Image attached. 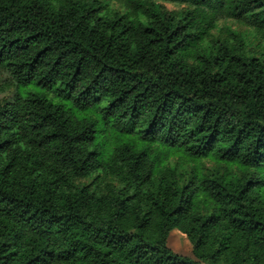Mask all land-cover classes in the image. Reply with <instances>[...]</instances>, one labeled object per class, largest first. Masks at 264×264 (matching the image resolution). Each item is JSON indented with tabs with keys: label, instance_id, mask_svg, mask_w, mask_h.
I'll list each match as a JSON object with an SVG mask.
<instances>
[{
	"label": "trees",
	"instance_id": "obj_1",
	"mask_svg": "<svg viewBox=\"0 0 264 264\" xmlns=\"http://www.w3.org/2000/svg\"><path fill=\"white\" fill-rule=\"evenodd\" d=\"M117 1L0 0V264H264V0Z\"/></svg>",
	"mask_w": 264,
	"mask_h": 264
},
{
	"label": "rangeland",
	"instance_id": "obj_2",
	"mask_svg": "<svg viewBox=\"0 0 264 264\" xmlns=\"http://www.w3.org/2000/svg\"><path fill=\"white\" fill-rule=\"evenodd\" d=\"M108 4L111 8L120 11L124 14H131L132 9L124 2L117 0H108ZM166 6L170 10H181L187 7V4H181L176 2H165ZM139 17L144 16L141 13H137ZM231 32L241 33L247 39V45L251 50H254L256 55L261 59H264V37L262 34L257 33L255 29L248 23L238 19L236 17H221L218 18L208 29L201 41L203 47H208L212 45L217 40L230 39L234 41L235 38H230ZM18 91L17 82L9 74L0 71V100L10 101L15 98ZM171 167H176L179 172H184L190 175V173L198 168L201 172L207 174H215L218 172L226 173H237V168L235 166L231 167L230 170L227 169L226 165H221L216 161L208 158H202L199 161L190 160L181 154L172 155L167 163ZM93 178H90L87 182H92ZM113 182L115 185L118 184L116 180L112 177L106 179L102 182L101 187H104L106 183ZM168 246L175 252L194 257L193 255V245L189 239L181 233L179 230H173L168 238Z\"/></svg>",
	"mask_w": 264,
	"mask_h": 264
}]
</instances>
